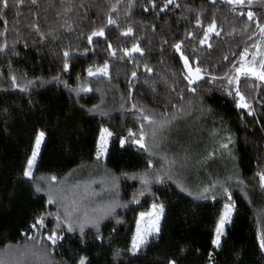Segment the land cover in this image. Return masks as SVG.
I'll use <instances>...</instances> for the list:
<instances>
[{"label":"trees","instance_id":"obj_1","mask_svg":"<svg viewBox=\"0 0 264 264\" xmlns=\"http://www.w3.org/2000/svg\"><path fill=\"white\" fill-rule=\"evenodd\" d=\"M113 2L115 0H38L36 6L26 2L19 9V16L15 7L7 11V34L0 35V43L6 39L9 45L6 51L0 52V89L6 87L9 90H0V251L11 250L12 255L4 260L5 264L28 263L27 252L34 253L37 264H76L80 255L88 256L91 264H167L169 258L177 259L178 264H206L211 250L217 264H264V252H261L257 240L258 230L264 231V191L259 189L256 176L257 171L264 170V109L257 105L260 123L249 116L241 120L232 99L213 90L214 86L206 81L199 82L198 94H192L179 79L182 64L178 56L168 46L161 54L159 47L161 37H166L171 44L184 37L185 29H192L196 11L188 12L185 6L193 10L204 9L205 24L215 13L225 35L212 41V49L202 48L199 55L202 65L219 75L230 67L223 60L225 55L232 60V53L238 59L246 46L250 52L255 50L252 45L260 42L255 23L251 31H243L247 17L232 13L223 0H216L215 6L210 0H179L181 8H170L159 16L143 11L141 4L146 0H136L132 19L126 21L123 12L127 0H121V28L132 23L134 34L144 36L142 46L148 51L143 62L154 68V74L145 73L142 66L139 68L129 98L133 66L126 60L111 61V80L87 76L90 65H102L105 59H109L103 38L94 43L95 54L92 51L86 55L75 53L69 71H62V51L69 46L82 51L88 46L80 32L87 33L92 27L104 23ZM65 5L72 7L70 13L65 14ZM252 10L264 23V5L255 3ZM65 20L74 22L75 32L68 33L61 27ZM32 24H38L45 34L54 32L57 38L49 36L41 41L32 30ZM149 24L156 25L154 33L150 29L145 32ZM233 27L236 33L229 37L227 33ZM4 31V24L0 22V33ZM107 39L118 48L130 47L133 42L131 37H122L120 30L115 28L107 31ZM14 41L15 48L12 47ZM191 48L192 45L186 42L187 53H191ZM134 55L140 59L139 54ZM173 73H176L175 77ZM13 74L21 84L36 78L47 81L32 88L31 106L27 94L12 90L9 77ZM57 75L72 88L88 82L93 91L77 97L63 83L52 81ZM174 79L178 80L177 90H184L183 100L169 90ZM250 83L251 80L245 82L242 78L241 89L248 98L264 99V92L257 96L249 91ZM151 84H155V92L149 87ZM133 103L158 121H170L157 128L155 138L152 127L144 122L147 152L128 145L121 148L119 144L118 138L127 136L129 128L139 132V114L131 110ZM93 105H99L107 115L88 112ZM5 108L7 114L2 111ZM101 126H106L114 136L109 156L97 162L94 152ZM41 129L46 132V138L33 171L35 179L28 182L22 178V169L30 155L35 134ZM229 133L235 143L230 145V154L227 150L229 159L225 162L231 166L226 169L223 163L226 155L221 154L224 149H220V143ZM209 153L214 155L209 156ZM149 159L153 164L151 171L170 170L172 180L164 184L154 183L151 193L146 192L140 197L138 204H130L141 185L138 179H125L124 174L150 171ZM52 175L58 178L57 187L70 189L79 184L82 192L87 185L89 191L98 193L90 197L89 211L92 207L112 202L128 204L126 208L118 207L114 217L102 221L103 243L95 239V229L92 228L86 229V244H80L78 234H69L62 246L55 249L38 248L23 235L33 216L43 210L46 200L44 193L34 192L33 185L39 183L47 190L48 178ZM229 177L232 179L228 180ZM236 177L244 184L237 185ZM214 180L227 181L231 185L237 205L219 251L212 249L211 239L223 198L218 197V201L197 200L178 186L195 193ZM155 197H159L166 208L160 239L135 257L127 252L115 256L117 249H126L137 214L153 203ZM117 219L123 223L117 224ZM31 262L34 263L30 261L29 264Z\"/></svg>","mask_w":264,"mask_h":264},{"label":"snow or ice","instance_id":"obj_2","mask_svg":"<svg viewBox=\"0 0 264 264\" xmlns=\"http://www.w3.org/2000/svg\"><path fill=\"white\" fill-rule=\"evenodd\" d=\"M30 3L32 6L38 5V0H0V22L4 24L5 31L0 35L6 36L7 24L6 19L7 11L12 7L17 9L16 15L19 16V9L22 8L25 3ZM121 0H115L109 6L108 13L106 14V20L104 23L92 27L89 32H80V36L87 40V45L81 51L79 48H65L62 51L63 56V72H68L71 65L70 60L74 58L75 53L86 55L89 51L95 54L94 43L98 42L100 38H103L106 43L105 52L109 59H105L102 65H90L87 68V76L90 78H102L110 77V67L112 60L124 61L126 60L133 66L129 81V98H131L132 91L134 89V82L138 78V70L142 66L145 73L154 74V68L149 66L148 63L143 62L144 57L147 54L148 49L142 46L144 36L135 35V28L132 23L121 28L120 8ZM223 3L228 6L230 11L237 16L243 18L247 17V21L244 25L243 31H251L252 24L255 23V27L259 30L260 42L252 45L255 51L250 52L249 47H244L239 53L238 59H235L236 54L232 53L233 59L229 60V56L223 57L224 62L230 64L228 71L222 74H215L211 72L207 67L203 66L200 59V51L202 48H213V40H216L225 35L224 28L219 24L215 13L212 14L208 23L205 24L204 9L193 10L190 7L185 6L186 11H196V16L192 29H185L184 37L169 44L166 37H161L160 51L164 52L165 46L171 47L174 54L178 56L179 61L182 64L179 79L185 82V89L192 94L196 95L197 88L200 86L201 81H206L207 84L213 85V90L220 91L222 95L232 99L235 110L241 120L245 116L253 117L257 123H260L261 116L257 115V105L261 109H264V99H249L245 92L241 89L242 78L245 82L251 80L248 84V89L251 92L260 95V92H264V23L260 22L255 11L252 10V6L255 3L264 5V0H223ZM212 6L216 5V0H210ZM136 5V0H127L125 9L123 12L124 19L130 21L132 19V9ZM81 7H84L81 4ZM145 13H153L159 16L161 13H166L171 9L181 8L179 0H146L141 4ZM72 7L65 5V14L70 13ZM38 16V13H37ZM182 18L186 19L183 16ZM144 23V22H141ZM62 28L68 33L75 32L74 22L65 20L61 25ZM41 41L47 40L49 36L56 39L54 32L45 34L40 30L38 24L31 25ZM119 29L122 37H131L133 42L130 47L118 48L114 46L110 40L107 39V31L109 29ZM151 30L153 33L156 31L155 24H149L145 28V32ZM236 33V28L233 27L230 32L227 33L229 37H232ZM255 35V33H253ZM95 38V39H94ZM251 39V37H249ZM191 44V53H187L185 49V43ZM15 41L12 47L15 48ZM151 43V41H149ZM27 47V43L24 44ZM9 48L7 40L0 43V52H4ZM134 54H139L138 60ZM163 63V58H161ZM158 75V74H157ZM173 77L176 73L172 74ZM12 90H19L21 93H25L29 96L28 104L32 105L31 90L37 84H44L47 81H43L40 78L28 79L23 84L19 82L17 77L13 74L9 77ZM52 81L56 83H63L65 88H68L70 92H74L77 97H80L81 93L92 92V86L88 82H81L75 88L68 85L67 81H62L59 75L54 76ZM145 83H148L145 80ZM178 80L174 79L173 83L169 86L171 92H176L180 100L184 99L183 91L177 90L176 84ZM153 92L156 91L155 84L149 85ZM8 92V88L0 89ZM81 107H84L81 105ZM123 108L124 105L122 104ZM176 108V105H172ZM131 110L134 114L138 113L139 132L134 131L132 128L128 129L127 136L119 137V144L121 148L125 145L129 147H135L138 150L149 151L146 142L145 123L152 127V135L155 138L158 127H163L166 123H170L167 120H156L153 116L147 114L143 108L138 107L137 104L131 105ZM7 114L8 109L2 110ZM90 113H99L104 116L107 112L103 111L99 105H93L87 109ZM183 111V109H181ZM211 111V108L208 109ZM264 127V125H262ZM114 133L107 127H101L99 130V136L95 143V159L97 162L104 161L110 154V144ZM46 138V132L41 129L35 134L34 145L31 149V154L26 159V164L22 169V178L28 182H32L34 178L33 170L36 168L37 159L40 155L41 145ZM235 141L232 135L229 133L224 140L220 143V149L229 150L230 145H234ZM151 155V153H150ZM214 153H209V156ZM148 168L150 171H145L140 174H124L125 179L139 180L141 188L133 194L129 203L138 204L139 198L144 196L145 193H151L152 185L164 184L169 180H172V175L169 172L151 171L153 169L152 160H148ZM256 176L259 179L258 187L261 191H264V170L257 171ZM229 177L228 180H231ZM48 188L45 190L39 183L33 185L34 192L36 194L44 193L46 200L44 201L43 210L37 212L31 223L28 225V229L23 233L27 239L34 242L38 248L46 249L51 247L55 249L58 246H62L63 242L68 239L69 234H78L80 244H86V237L88 235L86 229H95V239L103 243L104 237L101 231L102 221L108 217H114L116 215V209L118 207H128V204H120L118 202H112L108 205H102L99 207H92L89 211L90 197L98 195L95 191H89V187L86 185L81 192L80 185H74L70 189L57 187L59 183L57 176L52 175L48 178ZM237 185H243L244 181L239 177H236ZM95 183V181H92ZM182 192H186L189 196H193L197 200H212L218 201V197H222L223 207L217 217L215 227L212 233L211 245L216 251L222 248L225 238L227 236V226L233 222V216L237 211L236 201L233 199V193L230 190L231 185L227 181L214 180L209 184L203 185L199 191L193 193L188 188L178 185ZM43 198V197H42ZM54 207L55 210H52ZM166 215L165 204L159 197H155L151 205L150 211H141L134 222V229L131 231L130 240L126 249H117L115 256H121L122 252L129 253L132 257L137 256L142 249L148 247L153 241H158L161 237L163 221ZM117 224L123 223L122 220L117 219ZM51 224V228L49 225ZM115 231V229H114ZM257 240L261 252H264V231L258 230ZM209 264H217L214 259L212 251L208 253ZM0 264H5V261L0 258ZM76 264H91L88 256L80 255L76 260ZM167 264H178L177 259L169 258Z\"/></svg>","mask_w":264,"mask_h":264},{"label":"rangeland","instance_id":"obj_3","mask_svg":"<svg viewBox=\"0 0 264 264\" xmlns=\"http://www.w3.org/2000/svg\"><path fill=\"white\" fill-rule=\"evenodd\" d=\"M253 51H255V50H253ZM101 127H106V126H101ZM100 127V128H101ZM98 136H99V134H98ZM33 145H34V142H33ZM33 145H32V147H33ZM42 146V145H41ZM32 149V148H31ZM224 154V155H226V157L224 158L225 160H223V163H224V166H225V168L226 169H229L230 168V164L228 163H226L225 161H228V157H227V155H228V151L227 150H221V154ZM30 154H31V152H30ZM94 157H95V152H94ZM34 171V170H33ZM151 205H152V203L151 204H149V206L146 208V209H144V210H142V211H145V212H147V211H150L151 210ZM141 212V211H140ZM139 214V213H138ZM138 214H137V216H138ZM136 216V217H137ZM213 249V248H212ZM212 251V250H211ZM12 252H11V250H5V251H3V250H1L0 251V258H2L3 260H6V258H8L9 256H11L12 254H11ZM11 254V255H10ZM26 257H29V259H30V261H34V263L33 262H31L32 264H37V263H39V262H37L38 260H34V258H35V256H34V253L33 252H27V254H26ZM39 259H41V260H44L43 258H39ZM30 261H28V263H23V264H29V262ZM22 262L20 261V264H21ZM206 264H209V261H207L206 262Z\"/></svg>","mask_w":264,"mask_h":264}]
</instances>
